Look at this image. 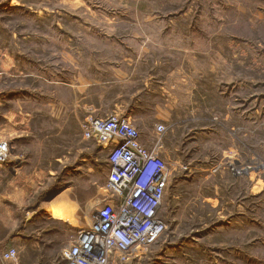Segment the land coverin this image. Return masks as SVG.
Returning <instances> with one entry per match:
<instances>
[{
	"label": "rangeland",
	"instance_id": "374dc122",
	"mask_svg": "<svg viewBox=\"0 0 264 264\" xmlns=\"http://www.w3.org/2000/svg\"><path fill=\"white\" fill-rule=\"evenodd\" d=\"M117 109L147 146L171 125L167 230L131 264H264V0H0V139L37 171L25 204L76 218L0 205V255L50 264L76 234L109 174L81 123Z\"/></svg>",
	"mask_w": 264,
	"mask_h": 264
},
{
	"label": "built area",
	"instance_id": "2783aa9c",
	"mask_svg": "<svg viewBox=\"0 0 264 264\" xmlns=\"http://www.w3.org/2000/svg\"><path fill=\"white\" fill-rule=\"evenodd\" d=\"M170 127L157 124L147 146L131 114L86 118L83 134L108 151L109 174L104 192L90 201L76 234L61 245L50 264H131L162 236L167 230L163 209L171 178L164 158ZM10 157L11 143L0 139V164ZM18 251L15 246L3 250L0 264L15 263Z\"/></svg>",
	"mask_w": 264,
	"mask_h": 264
},
{
	"label": "crops",
	"instance_id": "0c3cea01",
	"mask_svg": "<svg viewBox=\"0 0 264 264\" xmlns=\"http://www.w3.org/2000/svg\"><path fill=\"white\" fill-rule=\"evenodd\" d=\"M73 111H76V108H74ZM114 112L131 114L130 110L128 109L126 110L117 109ZM81 126H82V123H81ZM81 131L83 132V129ZM0 134H2L1 131H0ZM27 161H29V158L27 159ZM27 161L20 159L19 155H13L12 157L9 158L8 162L0 164V205H5V203L8 204L9 202H12L13 204H18L20 207H23V208H35L33 212L27 213L25 217V225H34L39 219L46 220V219H52L54 217L62 219L53 214L52 215L54 217L50 216L49 214L51 213L50 208H52V203H53V197H50L51 195L49 196L50 198L48 196L47 197L43 196V200L39 201L37 204L35 203L31 206L25 204L24 202L25 195L26 193H28L29 187L34 188L32 184L34 185V177L37 174L36 170L34 171L31 170V172L25 173V169L26 170L28 169L25 167L30 166L29 165L30 163H28ZM41 186L42 185H40L39 188ZM59 187L60 186L56 187L55 190L59 189ZM6 188H9V189H6ZM41 189H42V192H44L45 194L47 193L50 194L52 192V189L49 188L48 190H46V187L44 186H42ZM33 233H35L33 236L35 237L34 241L38 240L39 239L38 233L37 232H33ZM16 238L22 239V237L18 238L16 235L13 236L12 239H16ZM17 242L20 244V241H17ZM61 242L62 241H60V243ZM16 247L18 248V250L20 249L19 245ZM18 260L13 264H19Z\"/></svg>",
	"mask_w": 264,
	"mask_h": 264
},
{
	"label": "bare ground",
	"instance_id": "6f19581e",
	"mask_svg": "<svg viewBox=\"0 0 264 264\" xmlns=\"http://www.w3.org/2000/svg\"><path fill=\"white\" fill-rule=\"evenodd\" d=\"M60 198H65L64 194L59 195ZM64 200V199H62ZM60 201V200H59ZM53 215L60 217L62 219L68 220L70 223H76V218L74 216L73 207L69 206L68 202L63 201H55V203H52Z\"/></svg>",
	"mask_w": 264,
	"mask_h": 264
}]
</instances>
